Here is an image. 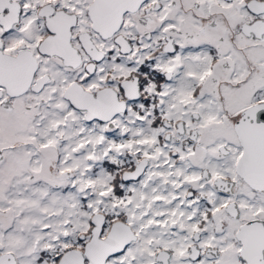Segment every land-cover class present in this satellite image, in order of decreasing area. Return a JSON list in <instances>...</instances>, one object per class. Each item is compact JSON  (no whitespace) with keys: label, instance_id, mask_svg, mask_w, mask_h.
Listing matches in <instances>:
<instances>
[{"label":"snow or ice","instance_id":"1","mask_svg":"<svg viewBox=\"0 0 264 264\" xmlns=\"http://www.w3.org/2000/svg\"><path fill=\"white\" fill-rule=\"evenodd\" d=\"M0 264H264V0H0Z\"/></svg>","mask_w":264,"mask_h":264}]
</instances>
